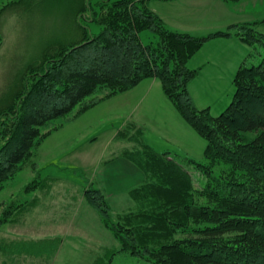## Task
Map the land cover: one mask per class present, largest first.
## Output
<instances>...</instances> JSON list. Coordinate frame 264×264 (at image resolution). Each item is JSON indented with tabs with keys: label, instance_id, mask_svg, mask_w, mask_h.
Masks as SVG:
<instances>
[{
	"label": "trees",
	"instance_id": "obj_1",
	"mask_svg": "<svg viewBox=\"0 0 264 264\" xmlns=\"http://www.w3.org/2000/svg\"><path fill=\"white\" fill-rule=\"evenodd\" d=\"M148 1L82 0L73 15V21L77 14L82 20L78 41H51L43 61L22 71L29 87L18 108L4 113L12 132L9 143L0 146V183L57 120L93 103L95 97L87 101L90 96H109L142 78L158 77L165 94L206 140L204 161L158 152L121 131L139 144L123 154L150 178L131 191L146 205L112 220L103 193V202L98 201L86 188L88 201L111 225L121 250L154 264H264V36L257 38L254 28L234 32L252 51L235 74L231 102L213 115L192 104L188 85L198 69L187 62L213 35L233 32L194 36L171 30ZM91 22L99 33L92 32ZM143 30L153 31L157 40L143 43ZM253 55V62L247 61ZM179 160L204 177L200 189Z\"/></svg>",
	"mask_w": 264,
	"mask_h": 264
},
{
	"label": "rangeland",
	"instance_id": "obj_2",
	"mask_svg": "<svg viewBox=\"0 0 264 264\" xmlns=\"http://www.w3.org/2000/svg\"><path fill=\"white\" fill-rule=\"evenodd\" d=\"M80 1L0 0L1 147L9 143L12 132L4 113L18 108L21 93L29 87L22 71L43 61L51 41H78L82 20L77 14L73 21V15L83 4ZM147 5L171 30L194 36L233 32L213 35L187 62L189 68L198 69L188 85L192 104L219 114L231 102L235 74L252 51L234 32L254 28L257 38L264 36V0H149ZM88 26L100 32L96 23ZM140 38L143 43L157 40L151 30L141 31ZM254 55L247 61L253 62ZM97 96L87 99L95 97L93 103L77 106L57 120L0 183V264H154L121 250L111 225L103 222L84 191L92 189L90 194L98 201L103 193L111 219L117 220L123 212L146 205L133 198V188L126 187L136 177L119 163L125 148L134 150L139 142L170 156L186 155L203 162L206 140L165 94L158 77H145L129 89ZM125 130L132 138L135 134L138 142L123 135ZM179 162L200 189L204 177L192 165ZM141 172L145 183L150 178Z\"/></svg>",
	"mask_w": 264,
	"mask_h": 264
},
{
	"label": "crops",
	"instance_id": "obj_3",
	"mask_svg": "<svg viewBox=\"0 0 264 264\" xmlns=\"http://www.w3.org/2000/svg\"><path fill=\"white\" fill-rule=\"evenodd\" d=\"M119 163H120L122 168H124L128 171L129 175H132V176L134 175V177H136L134 182H133V179L130 181L129 180L127 181V182H129L126 185L128 190L140 185L143 178H144L143 172H141V170H137L136 168H133L135 166V164L128 159L123 158V160H121Z\"/></svg>",
	"mask_w": 264,
	"mask_h": 264
}]
</instances>
